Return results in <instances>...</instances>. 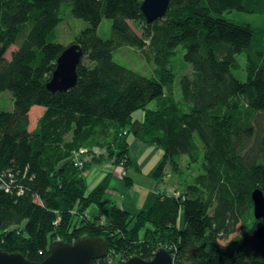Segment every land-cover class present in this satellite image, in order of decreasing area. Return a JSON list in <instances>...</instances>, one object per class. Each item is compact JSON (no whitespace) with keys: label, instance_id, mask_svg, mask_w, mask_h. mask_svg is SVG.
Masks as SVG:
<instances>
[{"label":"trees","instance_id":"trees-1","mask_svg":"<svg viewBox=\"0 0 264 264\" xmlns=\"http://www.w3.org/2000/svg\"><path fill=\"white\" fill-rule=\"evenodd\" d=\"M142 2L0 0V91L14 95V109H0V174L10 186H0V247L41 261L54 241L74 242L86 234L103 236L110 246L109 255L93 264H107L112 256L149 260L160 247L170 250L174 264H264V237L255 236L262 221L252 199L254 189L264 192V27L229 16L233 10L264 14V0H171L165 16L152 23ZM66 3L90 24L75 39L84 51L77 84L52 92L47 83L65 48L55 41V26ZM105 17L113 20L108 39L98 33ZM129 20L141 24L142 34ZM123 45L139 49L157 74L117 62L113 53ZM180 46L193 67L180 81L186 109L176 99L170 67ZM239 54H246V81L235 75ZM155 99L157 108H149ZM35 106L45 111L32 128ZM139 109L145 115L134 120ZM108 124L107 133L119 127L99 156L110 176L123 164L129 188L131 171L141 169L130 152L132 134L160 150L154 178L167 164L180 173L183 157L189 166L200 164L188 191L170 193L138 214L107 196L110 176L84 196L89 183L81 172L87 168L71 156L105 138L97 128ZM81 203L86 209L97 204L109 226L90 220L77 225L73 211ZM140 220L151 224L143 236L135 232L144 226Z\"/></svg>","mask_w":264,"mask_h":264},{"label":"rangeland","instance_id":"rangeland-1","mask_svg":"<svg viewBox=\"0 0 264 264\" xmlns=\"http://www.w3.org/2000/svg\"><path fill=\"white\" fill-rule=\"evenodd\" d=\"M229 16H231L235 19H238V20H242V21H246L248 23H252L253 25H256L259 27H264V14H262V13H251V12L233 10L232 12L229 13ZM58 17L61 19H60V22H58L59 24H57L55 26V30H56L55 41L65 45V46H68V45L72 44L73 42L75 43L76 36H78V34H80L82 32V30H84L90 24L86 20L77 18L73 14L72 6L68 3L63 4V6L61 7V9L58 12ZM129 22L132 25V27L139 34H142V29H141L140 23H138L136 21H132V20H129ZM112 26H113V20L105 17L102 20L101 24L99 25V28H98L99 35L104 39L110 38L111 33H112ZM21 37H23V35L20 36V39H21ZM17 48H18V43L13 44L9 48V50L7 51V54H6L7 58H11L12 51L16 50ZM184 55H185V51H184L183 47L180 46L177 49L175 55L171 57L170 67L176 73V81H175L176 99L179 102V104L181 105V107L186 109V106L182 103L180 81H181L183 76L193 74V67L190 63H188L185 60ZM113 56H114V59L117 62H119L120 64H123V65H125V66L139 72V73L149 75V76H155L157 74V66L154 63H149L148 61H146L142 52L139 49H137L136 47H133L130 45H123L120 48H118L117 50H115V52L113 53ZM238 59H239V62L241 63V69L235 71V75L239 79L246 81L247 80V70H246L247 58H246V54H239ZM167 93L168 92L166 90L165 94H167ZM243 104L245 105L246 101H244ZM157 106H158V99H155L149 104L148 107L151 109H155V108H157ZM0 109L5 110V111H12L14 109V95H13L12 91H10V90L0 91ZM145 112H146L145 109H139L133 113V116L136 119H143ZM110 124H108L103 129L97 128L99 130V133L105 134L104 135L105 138L101 139L99 137L98 143H96V145L88 146V147L103 148L105 146L102 147V145L110 144V142H112L116 139L115 137H116L117 132L119 134V127L114 132H112V128H110L111 132L107 133L106 129L110 126ZM32 128H35V124L32 126ZM122 134H123V132H122ZM130 135H132V134H130ZM68 137H71V136H68ZM128 139H129V137H128ZM148 153L149 152H146L144 149H142L138 162L141 163L145 159V157ZM103 158L104 157L102 156L101 158H98L95 161L96 168L100 169V170H102V169L107 170V171L102 172V177H106L109 179L110 174H108L109 173L108 169H106L104 167L105 162L103 161ZM159 158H160V154L158 152H154L153 155L151 156V158L149 159V161H147L144 164L142 170L131 171V173L133 174V177H135V180H136V187L130 186L129 187L130 191L133 192L134 194H137L138 196L140 194H146L147 201H150V198L152 196V192L155 191L157 196H156V198L154 197L155 199H153L154 200L153 205H155V203L159 199H161V200L166 199V197L170 196V193L175 195L174 193L177 190L179 192L181 191L182 193H186L189 189V186L191 184H193L195 176L198 175L201 171L200 170V164H197V167L196 166L195 167L189 166L186 163L187 162L186 158L183 157L180 160L178 159L179 164H180L179 167L181 168L180 173L179 172H177V173L172 172L171 165L167 164L165 169H162L163 170L162 172L158 171L160 178L154 179L153 177L148 175V172L152 167L155 166V164L157 163ZM158 164H159V162H158ZM158 164H157V166H158ZM134 165H136V163ZM133 166H131V167H133ZM87 167L88 166H86L85 168H87ZM83 172L84 171H82L81 174ZM111 172H112V174H111L112 176H110L111 180H112V177L115 175L114 173H118L117 175H120L119 171L118 172L117 171L116 172L111 171ZM99 175H100V173L98 174V176ZM99 180L100 179L95 181V183L88 185L87 193L84 196H87L90 193L89 191H91L98 184ZM107 192L109 194L111 193V191L109 189L107 190ZM127 192H128V189H125L123 194L126 195ZM125 198L127 201L131 202V200L129 198H127V197H125ZM137 198L138 197L135 198V203H137V200H138ZM117 205L124 208L125 210H128V209H126L124 204H123V206L120 204H117ZM86 208H87V206L84 205L83 203H81V205H79L78 207L75 208V210H77V211H73L74 215H76L75 219L77 220V222H76L77 225H79L83 220H90V221L97 222L101 226H106V227H107V225L109 226V223L105 217V214L102 213L101 211H99L97 204H92L89 206L88 209H86ZM141 210H143V208H141L140 211ZM93 211H96V212L93 213ZM134 211H131V212L135 213ZM140 211L138 210L136 212V214H138ZM87 214H88V216H87ZM139 217L140 216H138V218ZM59 220H60V216L57 217L55 222H58ZM135 222H136V217H133L131 222L129 223L128 228L133 229V227L135 226ZM140 222H142L144 224V226L140 229H137L135 232H137L136 235L143 236L144 233L146 232L147 228L151 227V224L148 222H144L142 220H140ZM237 233L231 235L229 240L234 238V236ZM227 241L228 240H223V242H227ZM112 250H113V248L111 247V251ZM120 260H121V257H116V258L114 257L113 258V256H112L109 259H107L105 261V263L107 262V264H120V263H122V260L121 261Z\"/></svg>","mask_w":264,"mask_h":264},{"label":"water","instance_id":"water-1","mask_svg":"<svg viewBox=\"0 0 264 264\" xmlns=\"http://www.w3.org/2000/svg\"><path fill=\"white\" fill-rule=\"evenodd\" d=\"M171 0H143L142 12L149 23L165 16ZM84 51L79 43L65 46L57 59V66L47 83L50 91H67L77 84L78 66ZM127 132V131H126ZM124 133V132H123ZM254 216L262 221L255 231L257 238L264 237V192L260 188L252 193ZM110 246L103 236L83 235L74 242L58 239L52 243L51 253L43 260L37 261L20 251L9 252L0 247V264H93L94 260L108 256ZM124 264H174L173 255L165 247L155 251L153 258L147 260L134 255Z\"/></svg>","mask_w":264,"mask_h":264},{"label":"crops","instance_id":"crops-1","mask_svg":"<svg viewBox=\"0 0 264 264\" xmlns=\"http://www.w3.org/2000/svg\"><path fill=\"white\" fill-rule=\"evenodd\" d=\"M44 111H45V109L43 107L35 106L33 108V113L35 114V125H36L37 120L44 113ZM133 118H134V116H133ZM134 120H142V119L134 118ZM128 137H129V140L132 142V144H131V146L129 148H130V152L134 156H136V164H138L139 157H140L142 149H144L146 152H149L146 155L145 159L141 163V169L140 170H142L144 164L147 161H149V159L151 158L153 153L154 152H158L159 153L160 150L158 148H156L155 146H153V145H149V144H146V143H143V142L139 141L138 139H134V137L132 135H129ZM154 168H155V166L152 167L149 170V172H148V175H150L151 177H153L151 175V171L154 170ZM103 171H104V169H102V170L97 169L96 166L94 164H92V165H89L87 167V169L84 170L83 175L87 178V181H88L89 185H91L92 183H95V181H97L98 179H102V172ZM99 173H100V175L98 176ZM114 174H113L114 176L112 177V181L110 182V188H109L111 193L110 194L108 193L109 195L107 194L110 199L116 201L118 204H120L122 206L124 204L126 209H128V211H130V212L135 210L134 211L135 213L138 210L140 211L141 208H143V210H146V209H149V208H151L153 206V201H154L153 199H155L156 196H157L155 191L152 192V196L150 198V201H147L146 194H140L139 196L137 194H134L133 192L130 191V188L125 186V184H124L125 182H124L123 178L120 175H117L118 173H114ZM129 182L132 185V187H136L135 177H133V178L131 177ZM125 189H128V192H127L126 195L123 194ZM125 197L129 198L131 200V202L127 201ZM136 197H138L137 198L138 199L137 203H135V198ZM94 212H96V211H93V213ZM87 216H88V214H87ZM180 223H181V220H180Z\"/></svg>","mask_w":264,"mask_h":264},{"label":"built area","instance_id":"built-area-1","mask_svg":"<svg viewBox=\"0 0 264 264\" xmlns=\"http://www.w3.org/2000/svg\"><path fill=\"white\" fill-rule=\"evenodd\" d=\"M124 134H127V132H124ZM103 153V150L101 148L97 147H81L78 150L73 152V155L71 156V159L75 161V165L78 167H83L86 164L93 162L98 156H100ZM116 159V158H114ZM117 166L115 168L116 171H119L120 175L125 172L124 166ZM5 175L0 174V186L2 188H5L6 190H9L10 186L8 185L7 181L4 179ZM176 196H180L181 193L179 191H175L174 193ZM124 262L120 263L123 264Z\"/></svg>","mask_w":264,"mask_h":264},{"label":"clouds","instance_id":"clouds-1","mask_svg":"<svg viewBox=\"0 0 264 264\" xmlns=\"http://www.w3.org/2000/svg\"><path fill=\"white\" fill-rule=\"evenodd\" d=\"M98 158H99V156H98L95 160H97ZM91 163H93V162H90V163L86 164V165L83 166V167L89 166ZM83 167H80V168H83Z\"/></svg>","mask_w":264,"mask_h":264},{"label":"bare ground","instance_id":"bare-ground-1","mask_svg":"<svg viewBox=\"0 0 264 264\" xmlns=\"http://www.w3.org/2000/svg\"><path fill=\"white\" fill-rule=\"evenodd\" d=\"M123 132H126V129H124ZM115 172H116V171H115Z\"/></svg>","mask_w":264,"mask_h":264}]
</instances>
